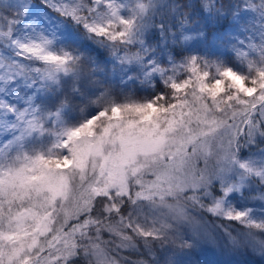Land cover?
<instances>
[{"label":"snow or ice","instance_id":"1","mask_svg":"<svg viewBox=\"0 0 264 264\" xmlns=\"http://www.w3.org/2000/svg\"><path fill=\"white\" fill-rule=\"evenodd\" d=\"M262 237L264 0H0V264Z\"/></svg>","mask_w":264,"mask_h":264},{"label":"rangeland","instance_id":"2","mask_svg":"<svg viewBox=\"0 0 264 264\" xmlns=\"http://www.w3.org/2000/svg\"><path fill=\"white\" fill-rule=\"evenodd\" d=\"M255 194L256 193H252V195ZM249 206L258 207L259 205L255 204ZM205 218L210 222L211 227H209L208 230L213 232V235H217V233H219L218 229H214L215 224L221 223L224 224L226 227H229L228 222L222 220H213V218L211 217ZM232 229H238L239 232L246 231V229L236 223L231 224L229 230L232 231ZM232 234L238 235L237 231H233ZM217 238L218 240H220L221 243H226V240L223 238L222 234L217 236ZM193 257L201 261L202 264H264V258L253 253L251 249H247L245 251H223L221 249L208 246L193 253ZM132 258L136 259L135 256H133Z\"/></svg>","mask_w":264,"mask_h":264},{"label":"trees","instance_id":"3","mask_svg":"<svg viewBox=\"0 0 264 264\" xmlns=\"http://www.w3.org/2000/svg\"><path fill=\"white\" fill-rule=\"evenodd\" d=\"M126 255H128V253H125Z\"/></svg>","mask_w":264,"mask_h":264}]
</instances>
